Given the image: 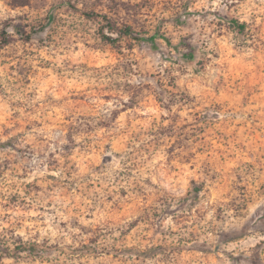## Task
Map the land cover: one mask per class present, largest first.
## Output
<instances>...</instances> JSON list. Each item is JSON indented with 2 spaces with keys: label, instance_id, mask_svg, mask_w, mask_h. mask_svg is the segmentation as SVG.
I'll list each match as a JSON object with an SVG mask.
<instances>
[{
  "label": "clouds",
  "instance_id": "clouds-1",
  "mask_svg": "<svg viewBox=\"0 0 264 264\" xmlns=\"http://www.w3.org/2000/svg\"><path fill=\"white\" fill-rule=\"evenodd\" d=\"M0 264H264V0H0Z\"/></svg>",
  "mask_w": 264,
  "mask_h": 264
}]
</instances>
